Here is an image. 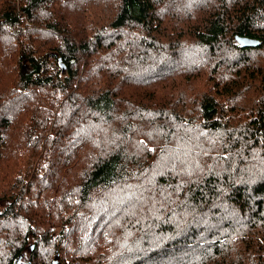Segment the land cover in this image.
I'll return each mask as SVG.
<instances>
[{
	"label": "trees",
	"instance_id": "1",
	"mask_svg": "<svg viewBox=\"0 0 264 264\" xmlns=\"http://www.w3.org/2000/svg\"><path fill=\"white\" fill-rule=\"evenodd\" d=\"M15 262L264 264V0H0Z\"/></svg>",
	"mask_w": 264,
	"mask_h": 264
},
{
	"label": "water",
	"instance_id": "2",
	"mask_svg": "<svg viewBox=\"0 0 264 264\" xmlns=\"http://www.w3.org/2000/svg\"><path fill=\"white\" fill-rule=\"evenodd\" d=\"M237 39L241 42L242 45H254L258 43V41L254 38L237 36ZM14 264H16V262Z\"/></svg>",
	"mask_w": 264,
	"mask_h": 264
},
{
	"label": "rangeland",
	"instance_id": "3",
	"mask_svg": "<svg viewBox=\"0 0 264 264\" xmlns=\"http://www.w3.org/2000/svg\"><path fill=\"white\" fill-rule=\"evenodd\" d=\"M254 86V85H253ZM196 137L194 136V139H195ZM199 141H201V140H199Z\"/></svg>",
	"mask_w": 264,
	"mask_h": 264
}]
</instances>
